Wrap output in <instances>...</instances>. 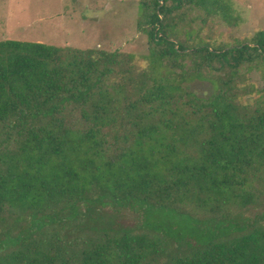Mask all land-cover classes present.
I'll use <instances>...</instances> for the list:
<instances>
[{"label": "trees", "instance_id": "1", "mask_svg": "<svg viewBox=\"0 0 264 264\" xmlns=\"http://www.w3.org/2000/svg\"><path fill=\"white\" fill-rule=\"evenodd\" d=\"M140 5L146 68L0 40V264H264V91L239 87L264 80V30L214 45L231 0Z\"/></svg>", "mask_w": 264, "mask_h": 264}, {"label": "rangeland", "instance_id": "2", "mask_svg": "<svg viewBox=\"0 0 264 264\" xmlns=\"http://www.w3.org/2000/svg\"><path fill=\"white\" fill-rule=\"evenodd\" d=\"M231 1L241 23L231 27L217 20L210 22L199 33L206 42L234 45L264 30V0ZM141 16L140 0H0V40L118 50L133 53L135 63L146 68L150 41L140 26ZM242 71L245 79L239 84L243 92L240 101L252 104L264 91V80L256 69ZM250 87L252 92H247ZM188 88L203 97L214 89L208 79L190 81ZM134 220L130 216L126 221L130 225Z\"/></svg>", "mask_w": 264, "mask_h": 264}]
</instances>
